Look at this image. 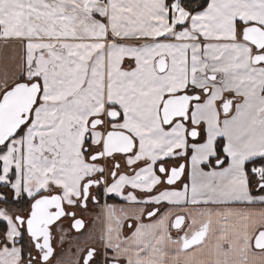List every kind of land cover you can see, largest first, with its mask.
<instances>
[{
    "label": "snow or ice",
    "instance_id": "obj_1",
    "mask_svg": "<svg viewBox=\"0 0 264 264\" xmlns=\"http://www.w3.org/2000/svg\"><path fill=\"white\" fill-rule=\"evenodd\" d=\"M254 203L264 0H0V264H264Z\"/></svg>",
    "mask_w": 264,
    "mask_h": 264
},
{
    "label": "crops",
    "instance_id": "obj_2",
    "mask_svg": "<svg viewBox=\"0 0 264 264\" xmlns=\"http://www.w3.org/2000/svg\"><path fill=\"white\" fill-rule=\"evenodd\" d=\"M109 204H114V205H117V206H120L122 205L121 203L119 202H116V203H109ZM171 206L167 205L166 203L164 205L161 206V212L163 213L166 209L170 208ZM184 207H188V208H191L192 206L191 205H186ZM228 207H233V208H248L250 210H261V209H264V204H260V203H254V204H251V205H243V204H233V205H228ZM171 210L175 213V212H180V211H183L182 208H175V207H172ZM158 218V217H157ZM143 223L145 224H149V223H153L154 221L153 220H150V219H144L143 218ZM105 224V219H104V223ZM104 228V227H103ZM170 232L173 236V238H175L176 236V230L175 229H171L170 228ZM125 234L127 235V228L125 229Z\"/></svg>",
    "mask_w": 264,
    "mask_h": 264
},
{
    "label": "flooded vegetation",
    "instance_id": "obj_3",
    "mask_svg": "<svg viewBox=\"0 0 264 264\" xmlns=\"http://www.w3.org/2000/svg\"><path fill=\"white\" fill-rule=\"evenodd\" d=\"M116 202H119L121 204L124 203L123 200H121L120 198L118 197H110L108 198L107 200V203H116ZM105 201L103 198H101V201H100V204L99 205H90L89 206V211L87 213H84L83 214V218L85 220V223L92 219L94 220L96 217H98L100 220H101V223H102V230H103V227H104V213L102 211V206L104 205ZM144 219H148L147 217H144ZM127 228V226L125 225V229ZM101 230V231H102Z\"/></svg>",
    "mask_w": 264,
    "mask_h": 264
},
{
    "label": "rangeland",
    "instance_id": "obj_4",
    "mask_svg": "<svg viewBox=\"0 0 264 264\" xmlns=\"http://www.w3.org/2000/svg\"><path fill=\"white\" fill-rule=\"evenodd\" d=\"M86 231H85V235L87 234V230H92V229H95L97 234H99V232L102 230V223H101V220L96 217L94 220L90 219L86 222ZM57 247H59L57 245ZM65 249H67L68 245L66 244L65 246Z\"/></svg>",
    "mask_w": 264,
    "mask_h": 264
},
{
    "label": "built area",
    "instance_id": "obj_5",
    "mask_svg": "<svg viewBox=\"0 0 264 264\" xmlns=\"http://www.w3.org/2000/svg\"><path fill=\"white\" fill-rule=\"evenodd\" d=\"M252 167V165L251 164H249V168H251Z\"/></svg>",
    "mask_w": 264,
    "mask_h": 264
},
{
    "label": "water",
    "instance_id": "obj_6",
    "mask_svg": "<svg viewBox=\"0 0 264 264\" xmlns=\"http://www.w3.org/2000/svg\"><path fill=\"white\" fill-rule=\"evenodd\" d=\"M145 217H147L146 215H145ZM174 218V217H173Z\"/></svg>",
    "mask_w": 264,
    "mask_h": 264
}]
</instances>
